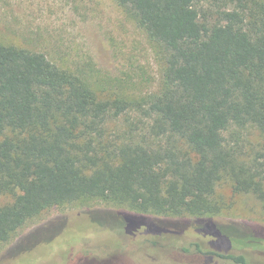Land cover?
<instances>
[{
	"label": "trees",
	"instance_id": "obj_1",
	"mask_svg": "<svg viewBox=\"0 0 264 264\" xmlns=\"http://www.w3.org/2000/svg\"><path fill=\"white\" fill-rule=\"evenodd\" d=\"M116 1L165 50L162 92L144 112L155 118L157 138L171 143L107 142L109 121L133 103L103 100L46 54L0 43V245L54 208L102 201L129 209L73 213L42 226L28 237L63 224L22 248L26 237L9 263L48 254L51 260L65 246L104 235L127 244L122 253L130 264H156L139 249L142 239L162 234L194 228L215 246L236 248L264 237L256 228L209 220L223 210L213 200L223 180L264 207V170L241 161L226 138L234 127L264 134V1L235 0L216 25L201 20L196 0ZM199 251L252 264L243 254ZM88 257L85 264H104L102 255Z\"/></svg>",
	"mask_w": 264,
	"mask_h": 264
},
{
	"label": "rangeland",
	"instance_id": "obj_2",
	"mask_svg": "<svg viewBox=\"0 0 264 264\" xmlns=\"http://www.w3.org/2000/svg\"><path fill=\"white\" fill-rule=\"evenodd\" d=\"M235 6V0H196L200 18L207 25L218 24L221 14ZM0 43L46 54L54 63L79 75L103 100L133 103L128 113L109 121L107 142L164 146L171 143L167 138H157L153 130L156 120L144 112L147 102L162 92L165 50L116 0H0ZM140 103L143 106H137ZM226 138L241 161L264 170V134L257 128L234 127ZM177 146L187 149L179 142ZM213 200L220 202L223 210L209 220L256 228L264 236V207L253 194L236 195L231 183L223 180ZM95 210L129 211L127 206L102 201L51 209L28 221L10 241L0 245V264H85L90 255H102L104 264H130L129 254L122 253L128 252L127 244L107 235L103 236L104 241L87 238L72 249L65 246L66 251L51 260H47L48 254L38 256L32 263L7 261L15 248L40 227L69 214ZM62 225L54 223L28 237L22 248L53 237ZM214 242L213 237H205L192 228L183 235L162 234L142 239L139 250L143 258L156 264H234L215 255L203 256L199 247L205 252L243 254L252 264H264V237L261 243L248 247L236 248L225 242L218 247ZM100 243L105 249H99ZM112 252H117L116 256Z\"/></svg>",
	"mask_w": 264,
	"mask_h": 264
}]
</instances>
